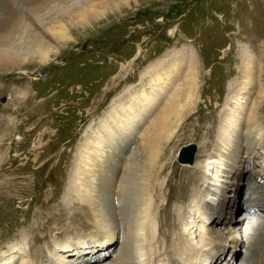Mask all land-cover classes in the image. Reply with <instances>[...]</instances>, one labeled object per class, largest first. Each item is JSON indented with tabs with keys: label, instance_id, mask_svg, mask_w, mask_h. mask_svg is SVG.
Here are the masks:
<instances>
[{
	"label": "rangeland",
	"instance_id": "rangeland-1",
	"mask_svg": "<svg viewBox=\"0 0 264 264\" xmlns=\"http://www.w3.org/2000/svg\"><path fill=\"white\" fill-rule=\"evenodd\" d=\"M27 1L0 0V22ZM105 1L87 0L94 8L92 14L77 12L71 22L51 12L44 24L46 36L34 26L21 27L17 41L22 43L17 45L20 54L26 55L14 57L8 65L0 62V257L14 246V255L23 252L33 258L37 247L46 249L48 242L75 236L77 230L72 227L66 232L61 229L66 230V223L72 221L78 226L80 209L88 210L74 198L79 196L75 175L83 161L79 156L92 142L107 140V132L117 133L111 126L121 114L113 110L119 104L135 111V130L124 142L135 152L148 147L138 155L141 170L153 167L161 178L168 175L162 193L174 223L176 206H187L194 197L191 174L204 158V141L217 138L226 102L237 101L230 86L245 80L242 58L246 59V53L252 56L254 75L257 68L264 70V0ZM41 39L42 54L52 53L56 45L61 49L47 63L34 51ZM156 69L171 74L166 84L160 83L162 78L152 80ZM195 79L192 94L189 85ZM249 91V97H240L242 104L250 107L259 101L264 115V73ZM180 94L179 108H171V101ZM185 95L197 98L195 103L183 102ZM153 97L159 101L148 105ZM212 115H218V120L209 131ZM141 128L146 130L143 136ZM190 144L196 150L194 162L181 163L185 160L179 159L180 150ZM212 146L205 145V151ZM257 153L263 156L255 158L263 161L264 149ZM247 175L236 184V216L244 213ZM80 228L83 234L91 230ZM59 231L57 239L52 237ZM263 241L238 245L236 261L245 259L249 250L250 264H264ZM155 262L162 264L161 257Z\"/></svg>",
	"mask_w": 264,
	"mask_h": 264
},
{
	"label": "bare ground",
	"instance_id": "bare-ground-1",
	"mask_svg": "<svg viewBox=\"0 0 264 264\" xmlns=\"http://www.w3.org/2000/svg\"><path fill=\"white\" fill-rule=\"evenodd\" d=\"M29 1L36 3H31L30 6L27 1L26 6L20 5L21 8L17 12L8 10L9 14L0 22V62L3 64L8 65L15 60L14 57L17 56L18 59L26 55L20 54L17 45L21 41H17V33L22 29L21 27L34 26L37 32L46 36L44 24L48 21L51 12L60 14L63 19L72 20L76 19L75 13L91 15L94 9L87 0ZM110 2L106 0L104 3ZM38 42L40 44L34 47V51L41 53L44 40ZM60 50L56 45L52 53H41L40 55H43L41 61L47 63L50 57H54ZM26 52L29 54V50ZM245 55L246 59L241 60L246 68L243 74L245 80L243 79L240 85L236 82L230 86L235 92L232 97L237 101H232L230 104L226 102L228 106L224 112L227 113H221L217 138L204 141V146L202 145L204 158L196 162L197 166H194V173L191 174L194 197L188 200L187 206H176L174 223L170 220L173 212L172 214L169 212L168 199H165L162 193L168 175L161 178L156 172L153 173L155 169L153 167L149 170H141L138 155H141V150L148 147L145 145L135 152L124 142L135 130V111L131 107L119 104L113 110L121 114L111 126L113 130H117V133L107 132V140L92 142L90 149L79 156L80 159L83 157L75 174L78 175L79 196L74 198L88 210H85V207L80 209L82 216L78 226L77 221L75 223L72 221L66 223L69 226L66 230L61 229L66 232L72 227L77 230L75 236L67 235L60 243L56 240L48 242L46 249L43 246L34 248L33 258H27L23 252L19 256L14 255L17 253V247L11 246L0 257V264H156L157 256L161 257L160 263L162 260L165 261L164 264H185L182 262L183 259L191 264H250L252 252L250 254L248 250L245 259L243 257L239 261L238 259L236 261L235 252L237 246L245 241L249 247L264 240V208L260 206V204L264 205L262 204L264 160L259 161L255 158L263 156L257 151L264 149V115L260 112L262 107L259 101H254L253 105L247 107L242 104L240 97L250 96L249 89L254 80L260 82L264 70L257 68L256 77L253 74V67L256 64L254 65L252 56H247L248 53ZM192 64L194 65V61ZM240 67L239 65L238 70L242 71ZM152 77L153 81L162 78L159 79L160 83L166 84L171 74H163L156 69L152 72ZM196 83L197 79L189 85V92L192 94ZM262 92L261 87L257 98L261 97ZM196 99L185 95L183 102L189 101L194 104ZM158 101V98L153 97V101L148 105ZM181 102L182 94L171 101V108H179ZM235 103L239 104V108L234 105ZM140 116L138 115V118ZM216 117L212 115L213 122L207 127L209 131L218 120ZM145 132L143 128L139 134L143 136ZM212 144V149L205 151V145ZM195 152L196 150L192 155H195ZM148 157L150 160H157L156 156L148 155ZM193 162L194 156L191 161H181L188 164ZM246 174H248L249 187L244 213L236 216L233 213L238 192L235 194L236 184ZM161 212L163 217L160 215ZM77 213H74L73 217ZM170 223L171 228L168 225ZM81 226L91 227L90 232L83 234ZM58 233L60 231L52 237L57 239ZM162 235L165 236L163 239L165 243L160 246ZM169 241L173 246H170ZM18 250L20 251V248ZM14 258L17 259L13 261ZM5 260L8 262H4Z\"/></svg>",
	"mask_w": 264,
	"mask_h": 264
},
{
	"label": "water",
	"instance_id": "water-1",
	"mask_svg": "<svg viewBox=\"0 0 264 264\" xmlns=\"http://www.w3.org/2000/svg\"><path fill=\"white\" fill-rule=\"evenodd\" d=\"M193 149H194L193 146L181 148L180 154H179V159L191 161L193 158V155H192Z\"/></svg>",
	"mask_w": 264,
	"mask_h": 264
}]
</instances>
